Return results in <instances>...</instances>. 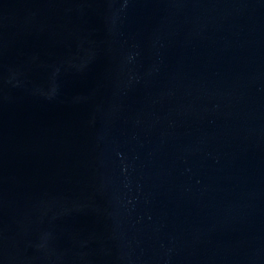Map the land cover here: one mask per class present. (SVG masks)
<instances>
[{"label": "water", "instance_id": "1", "mask_svg": "<svg viewBox=\"0 0 264 264\" xmlns=\"http://www.w3.org/2000/svg\"><path fill=\"white\" fill-rule=\"evenodd\" d=\"M0 264H264V0H0Z\"/></svg>", "mask_w": 264, "mask_h": 264}]
</instances>
